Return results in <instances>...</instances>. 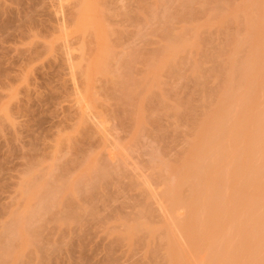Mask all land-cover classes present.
Returning <instances> with one entry per match:
<instances>
[{"label": "rangeland", "instance_id": "1", "mask_svg": "<svg viewBox=\"0 0 264 264\" xmlns=\"http://www.w3.org/2000/svg\"><path fill=\"white\" fill-rule=\"evenodd\" d=\"M252 4H255L253 8ZM85 7L86 11L87 8L94 11L92 15L96 16L92 17L96 22L92 19L79 22L80 11ZM96 24L99 30L94 29ZM263 47L264 0H0V264H223L225 260L221 263V258L226 259L228 255L226 261H229L236 251L235 257L239 254L237 258L241 256L249 262L247 255H250L252 264L264 262V241L261 247V243H256V240L260 242V236L254 241L257 245H247L248 241L242 238L251 233L242 234L240 238L242 231H237L248 226L240 222L244 219L242 222L248 223L246 217H251V212H246L249 205L245 204L248 190L245 187L256 180L249 181L256 175V191L250 188L251 184L247 186L252 194L250 192L251 198L248 196L246 203L263 205L261 210L258 205V209L251 210L256 213V220L264 217V197L260 196L264 193V148L259 146L263 148L258 149L260 153H253L257 148L250 147L251 151L240 146L250 142H246L251 137L250 126L255 129V125L257 129L264 119ZM251 57L257 71H262L257 73L255 68L256 75L251 72L257 77L255 82L250 75L245 78ZM232 60L236 65L246 64L242 63L234 76L230 71L235 72L239 66L233 68L236 65ZM241 70H245L243 74ZM236 76L243 85L238 84ZM231 78L237 82L233 87L239 85L238 90L234 88L236 92L234 89L232 92L233 87L228 84ZM227 85L232 95H238L236 99L246 93L243 91L246 87H254L250 89H255L254 94L245 89L251 96L247 103L249 108L240 103L241 99L236 102L234 96L229 98L228 95L225 99L224 95L229 93ZM225 102H229V109ZM217 112L221 113L220 117ZM216 123L223 124L218 129L225 132L218 141L226 139L224 144L229 143L224 146L228 145L227 149L234 146L232 150H236L230 154L229 149L228 159L221 155L222 163L216 160L218 153L214 157L213 150L204 152L212 146L204 143H209L206 138L209 132L213 135ZM261 126L259 124L258 129ZM234 127L237 128L235 133ZM239 129L244 133L240 134ZM203 130L207 132L203 136L206 142L200 137ZM230 130L233 137L225 138ZM216 136L219 137H213ZM218 141L215 143H220ZM200 144L209 147L203 149ZM239 148L245 156L238 154ZM251 154L258 156L257 159ZM199 155H202L203 165ZM195 163L209 170V174L204 170L202 173L208 175V181L209 177H212L210 181L226 179L228 170L233 174L240 165L237 174L235 172L238 176L233 174L237 179L230 174L232 179H224L226 183L221 185L225 186L219 187L223 196L226 195L220 207L231 206L224 208L230 210L229 217L227 212L224 217L217 213L221 209L218 205L213 207L218 198H213L215 202L212 198L208 201L213 206L208 203L211 211L205 212L217 213V219L211 216V222L207 223L209 231L204 227L206 239L201 237V248L193 242L202 236L201 231L192 229L194 223L190 219L202 217L203 210L199 208L202 204L209 208L207 203L198 202L199 206L190 203L195 211H202L197 213L189 206L190 198L196 196L195 192L191 194V189L197 185L192 182L193 178L205 180L198 171L193 174L199 169ZM215 164L218 167L222 164L221 170L225 167V176L222 172L217 174ZM187 165H194L195 169L187 170ZM250 169L255 173L249 172ZM247 172L256 175L250 178ZM247 176L250 179L246 183ZM188 180L191 184H187ZM192 183L194 186H190ZM232 183H236L234 191ZM199 186V191H203ZM237 189L245 195L241 197L242 192ZM257 189H261L259 193L263 191L259 194L261 201L257 193L253 194L252 190L258 192ZM225 190L228 195L224 194ZM232 193L234 198L230 197ZM189 213L197 215L190 218ZM226 218L231 219H228L230 224L224 221ZM223 221L226 224H222ZM251 224L249 221V229ZM228 226H233L237 232L233 233ZM213 228L217 235L210 233ZM233 240L244 243L243 247ZM221 241L225 245L221 251L226 249L224 255L220 251L222 257L215 255L220 259L217 260L211 254L212 246L220 250Z\"/></svg>", "mask_w": 264, "mask_h": 264}, {"label": "bare ground", "instance_id": "2", "mask_svg": "<svg viewBox=\"0 0 264 264\" xmlns=\"http://www.w3.org/2000/svg\"><path fill=\"white\" fill-rule=\"evenodd\" d=\"M255 1H256V0H255ZM82 3H83V2H82ZM257 4H258V2H257ZM253 5H255V4H252V8H253ZM85 6H86V5H85ZM83 7H84V6H83ZM86 7H87V6H86ZM86 7H85L84 10L82 9V10L80 11L81 14H82V18L79 19V20H80V21H79L80 23H82L81 20H82V21H87V20H88V22L91 21V19L94 20V18L92 17L93 15H95V13L92 15V12H94V11H93V10L91 11V9H89V8H87V11H86ZM91 8H92V7H91ZM94 8H95V7H94ZM256 8H257V6H256ZM88 9H89L91 12H89ZM249 9H250V8H249ZM254 10H255V9H254ZM259 10H260V9H259ZM82 11H83V12H82ZM246 11H248V10H246ZM249 11H250V10H249ZM251 12H252V10H251ZM253 12H254V11H253ZM96 13H98V12H96ZM257 15H258V14H257ZM262 15H263V14H262ZM95 16H96V15H95ZM95 16H94V17H95ZM91 17H92V18H91ZM95 19H96V18H95ZM251 19H252V17H251ZM249 20H250V19H249ZM260 20H261V19H260ZM88 22H87V23H88ZM93 22H96V21L94 20ZM248 22H249V21H248ZM97 24H98V23H97ZM97 24H96V25H97ZM100 24H101V23H99V26H100ZM246 24H248V23H246ZM254 24H256V23H254ZM254 24H253V25H254ZM94 25H95V24H94ZM94 25H92V26H94ZM98 28H99V27H98V25H97L96 28H94V29H95V30H99ZM100 28H101V27H100ZM102 28H103V27H102ZM248 28H249V27H248ZM250 28H251V27H250ZM250 30H251V29H250ZM253 30H255V28H254ZM248 31H249V29H248ZM96 32H97V31H96ZM100 32H101V31H100ZM246 32H247V31H246ZM250 32H251V31H250ZM102 33H103V29H102V32H101L100 34H102ZM97 34H98V33H97ZM249 35H250V34H249ZM252 35H253V34H252ZM180 38H181V37H180ZM249 41H251L250 38H249ZM246 42H247V41H246ZM253 45H254V44H253ZM242 48H243V47H242ZM263 48H264V47H263ZM106 51H107V50H106ZM240 52H241V51H240ZM254 53H255V52H254ZM107 54H109V52H108ZM263 54H264V53H263ZM104 55H105V54H104ZM257 55H259V54H257ZM239 56H240V55H239ZM254 56H255V55H254ZM261 56H262V54H261ZM102 57H103V56H102ZM106 57H107V56H106ZM106 57H105V58H106ZM240 57H241V56H240ZM103 58H104V57H103ZM255 58H256V57H255ZM261 58H262V57H261ZM101 59H102V58H101ZM166 59H167V58H166ZM246 59H247V58H246ZM98 60H99V58H98ZM163 60H164V59H163ZM163 60H162V61H163ZM236 60H237V59H236ZM247 60H248V59H247ZM250 60H252V62L248 64L247 62H250ZM253 60H254L253 57H251V59L249 58V60L246 62V63H247V67L245 68L246 71H245V70H244V71H245V74H246V75H245V78H248V76L250 75L249 77H251V80H252V78L254 77V82H255V80H256L257 77L255 78V75H256V74H255V70H254V69L256 68V71H257L258 69H257V67L254 65V64H255V60H254V61H253ZM257 60H259V59H257ZM96 61H97V60H96ZM100 61H102V60H100ZM244 61H245V60H244ZM158 62H159V61H158ZM163 62H164V61H163ZM240 62H241V61H240ZM97 63H98V62H97ZM101 63H102V62H101ZM161 63H162V62H161ZM232 63L234 64L235 62H233V60H232ZM232 63H231V64H232ZM242 63H243V62H242ZM242 63H241V64H242ZM257 63H258V61H257ZM233 64H232V66L236 65V64H234V65H233ZM238 64H239V63H238ZM238 64H237L235 67H233V68H236L237 66H239V67H237L238 70H237V69H236V70L234 69L235 72H234L233 70L230 71V73L232 72L231 76H234V75H235L234 73H236V71L239 72V71H240L239 68H240L243 64H244L243 66L246 65L245 63H243L242 65H241V64L238 65ZM250 64H251V66L254 65V67L252 66V69H253V70L250 69V68H251V66L249 67ZM261 64H264V61H263V63H261ZM156 65H157V64H156ZM256 65H257V64H256ZM258 65H259V64H258ZM100 66H101V65H100ZM158 66H160V64H158ZM162 66H163V64H162ZM262 67H263V66H262ZM99 68H100V67H99ZM104 68H105V66H104ZM104 68H103V69H104ZM233 68L230 67V69H233ZM242 68H244V67H242ZM242 68H241V69H242ZM260 68H261V67H260ZM158 69H160V67H159ZM247 69H248V70H247ZM101 70H102V69H101ZM153 70H154V68H153ZM251 70H252V71H251ZM260 70H261V69H260ZM262 70H263V68H262ZM103 71L105 72V69H104ZM244 71H243V72H244ZM253 71H254V72H253ZM238 72H237V73H238ZM241 72H242V70H241ZM243 72H242L241 74H243ZM251 72H252L253 74H255V75L253 76V74H252ZM258 72L261 73L262 71H257V73H258ZM154 73L156 74V72H154ZM248 73H249V74H248ZM155 74H154V75H155ZM233 74H234V75H233ZM239 74H240V73H239ZM239 74H237V75H239ZM157 75H158V74H157ZM229 75H230V74H229ZM260 75H261V74H260ZM260 75H259V76H260ZM155 76H156V75H155ZM158 76H159V75H158ZM158 76H157V77H158ZM231 76H230V77H231ZM257 76H258V74H257ZM153 78H154V77H153ZM232 78H233V77H232ZM232 78H231V82H232V83L230 82V80H229V82H228V84L230 83V84H229L230 88H231L232 85L234 86V84L237 83L238 80H239V79H238V76H236V78H237V82L234 83V82H233L234 79H233V81H232ZM242 78H244V76H243ZM258 78H259V77H258ZM156 79H157V78H156ZM243 80H244V82H245L246 79H243ZM249 80H250V78H249ZM235 81H236V80H235ZM244 82H243V83H244ZM239 83H240L241 85H243V84L241 83V81L238 82V84H239ZM250 83H251V82H250ZM238 84H236L237 87H239ZM248 84H249V83H248ZM134 85H135V84H134ZM241 85H240V86H241ZM245 85L248 86L247 83H246ZM252 85H253V86H256V85H254V83H252ZM252 85H249L250 89H253V88H254V87L251 88ZM132 86H133V85H132ZM229 86L227 85V90H229V93H230ZM233 86H232V87H233ZM246 86H245V87H246ZM143 87H144V85H143ZM225 87H226V86H225ZM237 87H233V88H232V92H234L233 89H234V88L237 89ZM130 88H132V87L130 86ZM130 88H129V89H130ZM127 89H128V88H127ZM235 89H234V90H235ZM239 89H240V88H239ZM245 89H248V88L246 87ZM245 89H244L243 91H245L246 93H247V91L250 90V89H248V90L246 91ZM227 90H226V91H227ZM237 90H238V89H237ZM254 90H255V89H254ZM254 90H250V92H248V93H249V94H250V93L252 94V93L254 92ZM142 91H143V90H142ZM226 91L224 90V92H226ZM132 92H133V91H132ZM227 92H228V91H227ZM235 92H236V90H235ZM229 93H226L227 95H226V94L224 95V96H225V99L228 98V97H227L228 95H230L229 98H231V96H234V98H235L236 96H238V95H232V93H230V94H229ZM241 93H242V92H241ZM241 93H240V94H241ZM246 93H244L243 95H241V98H240V99H241V102H240V101H239V102H240L241 104H242V102H243V103L246 104V106H247V105H248L247 103L250 102V98H251V96H250L249 94H246ZM125 94H126V93H125ZM223 94H224V93H223ZM236 94H237V93H236ZM238 94H239V92H238ZM253 94H254V93H253ZM129 95H130V94H129ZM133 95H134V94H133ZM244 95H246V96L249 95L250 97H245ZM145 96H146V95H145ZM252 96H253V95H252ZM127 97H128V96H127ZM132 97H133V96H132ZM244 97H245V99H244ZM133 98H134V97H133ZM223 98H224V97H223ZM234 98H232L231 100L235 101ZM237 98H238V97H237ZM242 98H243V99H242ZM124 99H125V98H124ZM221 99H222V98H221ZM225 99H223V100L226 101L227 99H226V100H225ZM235 99H236V98H235ZM240 99H236V102H238V100H240ZM246 99H248V101H246ZM132 100H133V99H132ZM140 100H141V99H140ZM231 100H229V101H231ZM242 100H245V102L242 101ZM252 100H253V99H252ZM138 101H139V100H138ZM224 101H223V102H224ZM127 102H128V101H127ZM135 102H136V101H135ZM226 103H228V105H226L227 108H228V107H229V102H225V104H226ZM249 104H250V103H249ZM218 105H219V104H218ZM220 105H222V104H220ZM220 105H219V106H220ZM242 105H243V104H242ZM246 106H245V107H246ZM245 107H244V109H245ZM247 107H248V106H247ZM227 108H225V109L228 110L229 108H228V109H227ZM248 108H249V107H248ZM221 109H222V108H221ZM246 109H247V108H246ZM222 111H223V110H222ZM242 111H243V110H242ZM244 111H245V110H244ZM138 113H139V112H138ZM217 113H218V115H219V114L221 115L220 112H217ZM240 113H241V112H240ZM245 113H246V112H245ZM245 113H244V114H245ZM140 114H141V113H140ZM242 114H243V112H242ZM247 114H248V113H247ZM216 115H217V114H216ZM220 115H219V117H220ZM224 115H225V114H224ZM240 115H241V114H240ZM263 115H264V114H263ZM212 116H213V115H212ZM214 116H215V115H214ZM225 116H226V115H225ZM225 116H223V118H220V121H221L222 123L224 122V121H222V119L224 120V117H225ZM242 116H243V118H245V117H244L245 115H242ZM246 117H247V116H246ZM248 117H249V116H248ZM260 117H261V116H260ZM262 117H263V116H262ZM262 117L259 118V119H262ZM216 118H218V117H216ZM243 118L241 117V119H243ZM250 118H251V117H250ZM208 119H209V118H208ZM214 119H215V118H214ZM212 120H213V118H212ZM239 120H240V119H239ZM239 120H238V121H239ZM246 120H248V119H246ZM250 120H251V119H250ZM262 120H263L262 122H264V119H262ZM142 121H143V120H142ZM213 121H214V120H213ZM217 121H218V119H216V122H217ZM241 121H242V120H241ZM221 122H219V123H221ZM242 122H243V121H242ZM262 122L259 123L260 126L262 125L259 129H258L259 124H258V127H257V129L259 130L258 132L256 131L257 129H256V126H255V125L253 126V127H255V129H254V128L251 129V126H250V131H249V132H250L251 137H250V139H247V140H246V142H247L248 140H250V142L248 141V144L246 143V144H247L246 146H244L245 144L242 142L243 145H240L241 147L243 146V147H245V149H248V148H249L250 150H251L252 148H253V149H254V148H257L255 151L252 149V150H253V153L259 152V151H261V150L264 148V125H263L264 123H262ZM205 123L207 124L208 122H205ZM209 123H210V122H209ZM212 123H213V122H212ZM250 123L253 124V121L250 122ZM250 123H248V124H250ZM210 124H211V123H210ZM217 124H218V123L215 124V127H216V128H214V130H215L216 132L213 130V131H214V132H213V135L211 134V132L208 131L209 133H208V136H207V138H206V140L208 139V142H209L208 144H207V142L204 140V137L206 136L205 134H207V132H206V130L208 129V128L206 129L207 125L205 126V129H206V130H203V132H204V131H205V132H204L203 134H201L200 137H201V139H202V137L205 135V136L203 137V140H204L206 143H204V144H206V145H209V144L212 145L211 148H208L209 146H207V148H208L209 151L204 150V152H209V153H211L212 150H213L215 154H212V156H214V157H216V156H217L216 153H218V158H216V160H217V161L219 160V162L222 163L223 160L227 157L226 154L230 152L229 149H230L231 147L227 149L226 147H227L228 145H227L226 147L224 146V145H226L227 143H229V142L227 141V143L224 144L223 141H225L226 139H225V140H220V141H218V138L223 139V138H222V135H224L225 132L222 130V132H224V133L222 134V132L219 131V129L223 126V124H222V125H221V124H218L219 126H216ZM245 124H246V123H245ZM248 124H247V125H248ZM251 124H250V125H251ZM256 124H257V122H256ZM199 125H200V124H199ZM220 125H221V127H220ZM231 125H232V124H231ZM212 126H213V125H212ZM236 126H238V124H237ZM236 126H235V127H236ZM240 126H241V125H240ZM244 126H245V125H244V123H243V128H244ZM210 127H211V126L209 125V128H210ZM235 127L233 128V132H234V129H235V130L237 129V128H235ZM199 128H200V127H199ZM211 128L213 129V127H211ZM218 128H219V129H218ZM228 128H229V127H228ZM247 128H248V127H247ZM217 129H218V131H217ZM224 130H226V129H224ZM228 130H229V129H228ZM231 130H232V129H231ZM231 130L229 131V133H228V132L226 133L227 135H226L225 138H228V137L230 136V134H232ZM253 130H254V132H253ZM210 131H211V130H210ZM238 131L241 132L240 134H243V133H244V132L242 133L243 130L240 131V129H239ZM244 131H245V128H244ZM218 132H219L220 134H219ZM239 132H237L236 134H238ZM256 132H257V133H256ZM216 133H217V134H216ZM234 133H235V132H234ZM234 133H233V134H234ZM255 133H256V136H253V134L255 135ZM211 135H212V137H211ZM214 135H218L219 137L216 136V137H217V139H216V137H215V138L213 137ZM234 135H235V134H234ZM244 135H245V134H244ZM246 135H248V134H246ZM246 135H245V136H246ZM250 135H249V136H250ZM240 136H241V135H240ZM245 136H243V137H245ZM249 136H248V138H249ZM223 137H224V136H223ZM230 137H233V136H230ZM234 137H236V136H234ZM237 137H239V136H237ZM246 138H247V137H246ZM229 139H230V138H229ZM238 139H239V138H238ZM238 139H236V140H238ZM244 139H245V138H244ZM244 139H242V140L244 141ZM216 140H217L218 142H220V143H218V144H220V146H219L218 144H216V143H217ZM242 140H241V141H242ZM201 142H202V141H201ZM215 142H216V143H215ZM222 142H223V144H222ZM230 142H232V139L230 140ZM213 143H214V144H213ZM238 143H239V142H238ZM202 144H203V143H202ZM235 144H236V143H235ZM239 144H240V143H239ZM200 145H201V144H200ZM222 145H223L224 147L221 148ZM201 146H203V147H202L203 149H207V148L204 147V145H201ZM230 146H232V145H230ZM259 146H262L263 148L261 147V149H259ZM212 147H213V148H212ZM215 147H216V148H215ZM233 147H234V146H233ZM233 147H232V148H233ZM250 147H252V148H250ZM202 148H201V149H202ZM214 148H215V150H214ZM224 148H225V149H224ZM232 148H231V150H232ZM236 148H237V147H236ZM210 149H211V152H210ZM242 149H244V148H242ZM258 149H259V151H258ZM226 150H227V151L229 150V151L227 152ZM233 150H234V149H233ZM233 150H232V151H233ZM238 150H240V148H239ZM238 150H237V151H238ZM252 150H251V151H252ZM232 151L230 152V154H231V153H234L236 150L233 151V152H232ZM248 151H249V150H248ZM240 152L242 153V151L240 150V151L238 152V154H239ZM263 152H264V149H263ZM197 153H198V152H197ZM197 153H196V154H197ZM202 153H203V151H202ZM202 153H201V154H202ZM219 153H220V154H219ZM224 153H225V154H224ZM241 153H240V155H241ZM244 153H245V152H244ZM244 153H242V154H244ZM250 153H251V152H250ZM259 153H260V152H259ZM204 154H206V153H204ZM204 154H203V155H204ZM223 154H224V155H223ZM230 154H229V155H230ZM206 155H207V154H206ZM210 155H211V154H209V156H210ZM219 155H220V156H219ZM221 155L224 157V159H222L223 157H222ZM229 155H228V157H230ZM233 155H234V154H233ZM248 155H249V152H248ZM251 155H252L253 157L255 156V155H253V154H251ZM251 155H250V157H251ZM258 155H259V154H258ZM261 155H262V154H261ZM261 155H260V156H261ZM199 156H200V155H199ZM238 156H239V155H238ZM244 156H245V154H244ZM190 157H191V156H190ZM231 157H232V156H231ZM231 157H230V158H231ZM233 157H235V156H233ZM236 157H237V156H236ZM242 157H243V156H242ZM242 157H241V159H242ZM255 157H256V156H255ZM257 157H258V156H257ZM257 157H256V159H257ZM263 157H264V156H263ZM263 157H261V158H263ZM195 158H196V157H195ZM203 158H204V157H203ZM206 158H207V157H206ZM251 158H252V157H251ZM201 159H202V155L200 156V161H201V164H202V160H203V159H202V160H201ZM204 159H205V158H204ZM209 159H210V158H209ZM220 159H221L222 162L220 161ZM226 159H228V158H226ZM235 159H236V158H235ZM235 159H234V160H235ZM237 159H238V158H237ZM239 159H240V157H239ZM239 159H238V161L241 160V159H240V160H239ZM253 159H254V158H253ZM253 159H252V160H253ZM198 160H199V159H198ZM211 160H212V159H211ZM249 160H250V159H249ZM249 160H248V161H249ZM200 161H199V162H200ZM217 161H216V162H217ZM228 161H229V160H228ZM246 161H247V159L245 160V162H246ZM255 161H256V160H255ZM216 162H215V163H216ZM232 162H233V161H232ZM232 162H231V163H232ZM253 162H254V160H253ZM207 163H208V162H207ZM233 163H234V162H233ZM235 163H236V161H235ZM237 163L239 164L240 162H237ZM243 163H244V162H243ZM247 163H248V162H247ZM247 163H246V164H247ZM250 163H252V162H250ZM255 163H256V162H255ZM197 164H198V165H196V163H195V165L197 166V168H199L198 166H202V165H203V164L201 165V164H199V163H197ZM208 164H209V163H208ZM223 164H224V163H223ZM238 164H237V165H238ZM241 164H242V163H241ZM246 164H245V165H246ZM188 165L190 166V164H188ZM188 165H187V170H189V169L194 170V169H195V167H194V169L192 168L194 165L191 166V167H188ZM212 165H213V164H212ZM212 165H211V166H212ZM215 165H216V164H215ZM230 165H231V164H230ZM230 165H229V166H230ZM232 165H233V164H232ZM247 165H248V164H247ZM249 165H250V164H249ZM251 165H253V164H251ZM216 166H217V165H216ZM220 166H222V164H220L219 167L217 166V167H218V170L220 169ZM217 167H215V169H216ZM222 167H223V166H222ZM236 167H237V169L239 170L240 165H239V166H236ZM242 167H244V168H243L244 170H242V171L244 172V171H245V166H242ZM246 167H247V166H246ZM204 168H205V169H204ZM204 168H203V167L199 168V169H201V171H200L199 169H198V170L196 169V170H195V173H193V174H196V172L198 171V172H197L198 174L203 175V176H200V175H199L200 177H203V178L205 179L204 182L202 181L203 184H202V182H201L200 180H197V178L195 179V177L193 178V181H192V179L190 178V180H191L193 183L195 182V184H197V185L194 186L193 183H192V185H190V186H194V187H195V188L193 187V188L195 189V191H194V190L192 191L193 188L191 187V188H192V189H191V194H192V192H193V193L195 192V193H194V196H195V195H196V196L193 197V198H190L192 201H190V202L188 201V202H189V204H190V203H193L195 206H199V205H201L202 203H207L206 206H207V207H208V206L210 207V205H212V204L209 203L208 201H210L211 198H212V200H213V198L216 197L215 200L218 198V200H216V201H217V203H218V201H219V204L215 203L216 206H213V205H212V206H213V207H217V205H218V207L221 208V207H223L222 202H223V199H224V197H225L226 195L223 196V194H222L223 192L221 193V191H219V190H221V189H219V187H221L222 185H224V184L221 185V183L224 182V179H225V178H222V177H221L222 179H221V178H218V179H220V180H218V179L216 178L218 181H216V180H215V181H214V180H213V181H210V180H212V177H209L210 180L208 181V178H207V180H206V176L208 177V175H207L206 173H205V175L202 174V173H203V170H204V172L207 171V173L209 174V172H208L209 170H206V166H204ZM208 168H210V165H209ZM249 168H250V166H249ZM211 169H212V168H210V170H211ZM224 169H225V167H224ZM224 169H223V170L220 169L221 171H218V170H217V174L220 175L221 172L224 174V173H225V172H224ZM228 169H229V167L226 168V170H228ZM230 169H231V167H230ZM237 169H236V171H235L236 174H237V172H238ZM241 169H242V168H241ZM251 169H252V168H251ZM251 169H250L249 172L253 171V170H251ZM257 169H258V168H257ZM183 170H184V169H183ZM192 170H191V171H192ZM246 170H247V168H246ZM254 170H255V169H254ZM181 171H182V167H181ZM181 171H180V172H181ZM213 171H216V170H213ZM213 171H212V173H213ZM228 171L230 172V170H228ZM257 171H258V170H257ZM187 172H188V171H187ZM200 172H201V173H200ZM218 172H219V173H218ZM229 172H227V176H225L226 173L223 175V176L226 177L225 181H227L228 178H230L231 176L233 177V179H235V176H238V175H235V172H233V174H234L235 176H233V174L230 173L231 176L229 177V175H230ZM249 172H247V173L250 174ZM253 172H254V171H253ZM253 172H252V175H251V174L249 175L250 178H251V176H252V177H255L256 174H254L255 172H254V173H253ZM222 173H221V174H222ZM240 173H241V172H240ZM244 173H245V172H244ZM257 173H258V172H257ZM260 173H261V172H260ZM190 174H191V172H190ZM193 174H191V176H192ZM217 174H216V175H217ZM176 175H178V173H176ZM186 175H187V173H186ZM212 175H213V174H212ZM216 175H215V177H216ZM219 175H217V176L219 177ZM239 175H242V174H239ZM243 175H244V174H243ZM243 175H242V176H243ZM245 175H246V173H245ZM245 175H244V176H245ZM199 176H197V177H199ZM204 176H205V177H204ZM249 176H247L246 179H245L246 183L248 182V179H250ZM232 177H231V179H232ZM256 177H258V175H256ZM256 177L253 178V179L251 178L249 181H253L254 179L257 180L258 178H256ZM203 178H202V179H203ZM239 178H242V177H239ZM184 179H185V178H184ZM194 179L197 180V182L194 181ZM198 179H199V178H198ZM202 179H201V180H202ZM236 179H237V178H236ZM236 179H235V180H236ZM243 179H244V177H243ZM190 180H188L189 183H187L188 181H187L186 183H187V184H191V183H190ZM256 180H254L253 182H250L251 186H250L249 183H247V184L250 186L251 189H255V187L257 186V185H255V184H256ZM241 181H242V179H241ZM198 182H199V184H198ZM232 182H233V181H232ZM237 182H238V181H237ZM184 183H185V181H184ZM184 183H183V184H184ZM186 183H185V184H186ZM224 183H226V182H224ZM228 183H229V182H228ZM239 183L242 184L243 182H239ZM246 183H245V185H246ZM253 183H254V184H253ZM183 184H182V185H183ZM232 184H233V183H232ZM237 184H238V183H237ZM252 184H253L254 186H253ZM258 184H259V183H258ZM199 185H201V190L203 189V191H205V192H204V195H205V196L203 195V191H201V192L199 191V188H200ZM203 185H205L204 187H205V189L207 190V193H206V190L203 188ZM220 185H221V186H220ZM226 185H227V184H226ZM228 185H229V184H228ZM235 185H236V183H235ZM235 185L233 184V187H234ZM248 185H246V187H245L246 190H247V189H248V190L250 189V188H247ZM174 186H175V185H174ZM176 186H177V185H176ZM190 186H189V187H190ZM196 186H197V188H198V186H199V188L197 189ZM224 186H225V185H224ZM240 186H241V188H242V189L240 188V190L243 191V187H242V185H240ZM240 186H239V187H240ZM261 186H263V184H262ZM261 186H259V188H260ZM189 187H187V188H189ZM231 187H232V186H231ZM235 187H236V186H235ZM235 187H234L233 189H231V190L234 191ZM237 187H238V186H237ZM252 187H254V188H252ZM177 188H178V187H177ZM181 188H182V187H181ZM184 188H186V187H184ZM184 188H183V189H184ZM224 188H225V187H223L222 190H223ZM228 188H230V187H228ZM261 188H262V187H261ZM171 189H172V188H171ZM189 189H190V188H189ZM225 189H226V188H225ZM177 190H178V189H177ZM197 190H198V192H197ZM240 190L237 189V191L242 192V191H240ZM246 190H244V192H245ZM248 190L246 191V192H247V193H246V194H247L246 196H247V197H248V196L250 197L251 194H252V192H251V190H249V193H248ZM258 190L260 191L261 189H257V191H258ZM263 190H264V188H263ZM223 191H224V190H223ZM225 191H226V190H225ZM227 191H228V189H227ZM227 191L224 192V194H225V193L227 194ZM235 191H236V190H235ZM252 191L254 192L253 194H254L255 196H256L255 193H257V196L259 197V201H261V200H262V197H264V193H263V191H261L260 193H259V191H258V192H255L256 189H255V191H254V190H252ZM189 192H190V191H189ZM250 192H251V194H250ZM63 193H64V191H63ZM65 193H66V192H65ZM200 193H201V194H200ZM230 193H231V192H230ZM236 193L238 194V192H236ZM236 193H235V194H236ZM261 193H263V195H262ZM197 194H198V195H197ZM199 194H200V196H199ZM239 194H240V193H239ZM239 194H238V195H239ZM243 194H244V193L242 192L241 197H243ZM249 194H250V195H249ZM259 194H261L260 196H262V197H260ZM227 195H228V194H227ZM244 195H245V194H244ZM192 196H193V194H192ZM234 196H236V195H234ZM200 197H201V199H200ZM202 197H204L203 200H202ZM222 197H223V199H222ZM228 197H229V196H228ZM228 197L225 198V199H227V201H228V199H229ZM230 197H233V193H232V196H230ZM237 197H238V196H237ZM241 197H240V198H241ZM247 197L245 198V196H244V199H246V202H247V200H249ZM176 198H177V197H176ZM194 198L196 199V201L194 200ZM233 198H234V197H233ZM250 198H251V197H250ZM252 198H253V197H252ZM260 198H261V199H260ZM181 199H182V198H181ZM186 199H187V198H186ZM221 199H222V200H221ZM235 199H236V198H235ZM238 199H239V198H238ZM241 199H242V198H241ZM244 199H243V200H244ZM255 199H256V198H255ZM183 200H184V199H183ZM193 200H194L196 203L199 202V203H201V204L198 203V204L196 205V203H194ZM212 200H211V201H212ZM231 200H232V199H231ZM253 200H254V199H253ZM263 200H264V199H263ZM229 201H230V200H229ZM234 201H235V200H234ZM239 201H240V200H239ZM255 201H258V200L256 199ZM259 201H258V202H259ZM177 202H178V201H177ZM186 202H187V201H185V203H186ZM213 202H215V201L213 200ZM235 202H236V201H235ZM246 202H245V204H248V205L250 206V207L248 206V210H246V212H249V213L251 212V214H252V215L249 214V217L251 216V217H250L251 220H250L248 217H246V219H248V220L250 221V223H252V224L250 225V226H251L250 229L253 230V228H254L253 226H254V225H258V224H259V225H258V226H255L256 228H254V230H253V232H252V231L248 228V227H249V221L246 220V222L248 221V223H243L242 221H243L244 219H243V220L241 219L242 221H240V222L242 223V226H243V224H244V225H245V224H248V226H243L240 230H237L238 233H240V231H242L241 235L239 234L238 236H240V238H241V236L243 237L242 234H246V233L250 232L251 235H250L249 233H248V235L246 234L248 237H246V235H244L245 237L242 238L243 241H244V239H245V241H248V242H247V245H253V243H254V244L258 243V244H259V243H261L262 241H264V237H263V236H264V226H263L264 217H263V220H262V218L256 220V219H257V218L255 219V216H256L255 214H256V213L254 214V212H252L251 209H255V210H256V209L260 208L259 210H261V209H262V206H263V205L261 206V204H262L264 201H263L262 203L260 202V203H261V204H260L261 207H259V205L256 204V202H255V203H254V202H252V203H251V202L246 203ZM178 203H179V202H178ZM178 203H177V204H178ZM183 203H184V201H183ZM208 203H209L210 205H209ZM220 203L222 204V206H221ZM223 203H224V202H223ZM227 203H228V202H226V204H227ZM236 204H237V202H236ZM245 204L243 203L244 206H245ZM252 204H254V205L256 204V206H254V205H252ZM186 205H187V204H186ZM230 205H231V202H230ZM251 205H252V206H251ZM257 205H258V208H256ZM189 206H190V208H191L192 210L195 209V208L193 209V205L191 206V204H190ZM189 206H186V207H189ZM220 206H221V207H220ZM228 206H229V205H228ZM228 206L226 205V206H224V208H225V207L228 208ZM233 206H234V205H233ZM238 206H239V205H238ZM244 206H243V208H244ZM203 207L206 208L205 205L203 206V204H202V206H199V208H202V210H203V212H202V211H201V212H202L203 214H205V215H208V212H205V211L210 210V208L208 207L209 209H207V208H206V209H203ZM230 207H231V206H229V209H230ZM241 207H242V206H241ZM241 207H240V209H242ZM211 208H212V207H211ZM224 208H221V209H220L221 212H220L219 210H218V212H217V211H216V212H217V213H220V214L222 213V216H223V217H224L225 213L227 212V213H228L227 215H228V217H229V211H230V210L225 211ZM191 209H190L189 211H191ZM212 209H213V208H212ZM217 209H218V208H217ZM197 210H198V209H196V211L194 210V212H197V213L200 212V211H197ZM200 210H201V209H200ZM249 210H250V211H249ZM259 210H257V211H259ZM210 211H211V210H210ZM231 211H232V209H231ZM236 211H237V210H236ZM236 211H235V212H236ZM253 211H254V210H253ZM262 211H263L262 213H264V207H263V210H262ZM192 212H193V211H191V213H192ZM201 212H200V213H201ZM204 212H205V213H204ZM239 212H240V211H238V214H239ZM243 212H244V211H243ZM255 212H256V211H255ZM197 213L194 214V215H197ZM202 213H201V216H202V217H200L199 219H198V216L196 217V220L193 219L194 221H193V220L191 221V219H190V222H191L192 224L194 223V225H193L194 228H192V229H194L195 231L198 230V232H199V230H200L201 232H199V233H201L200 235H202V236L199 237V240H195V239H194L193 242L195 243V246H196V247H198V245H199V247L201 246V243H202L201 241H203L202 238H204L203 235H204V233H205L203 230H205L206 228H208L207 231H209V229H210V228H209L210 225L207 224V223H210V222H211L210 220H212V218H213V219H214V218L217 219V216H216L217 213H215V215H210V213H209V215H210V219H208L209 215H208V216H204ZM189 214H190V213H189ZM220 214H218V215L221 216ZM230 214H232V213H230ZM233 214H234V213H233ZM238 214L236 213L235 215L237 216ZM194 215H193V214H190V216H191L190 218H192V216L194 217ZM227 215H226V216H227ZM257 215H260V214H257ZM261 215H262V214H261ZM261 215H260V216H261ZM211 216H212V218H211ZM214 216H216V217H214ZM219 216H218V218H219ZM222 216H221L220 218H222ZM230 216H231V215H230ZM236 216L233 215L232 219H233L234 217L236 218ZM247 216H248V214H247ZM262 216H264V215H262ZM262 216H261V217H262ZM203 217H204V218H203ZM238 217H239V216H238ZM194 218H195V217H194ZM201 218H202V219H201ZM235 218H234V219H235ZM240 218H242V217H239V219H240ZM252 218H254V220H253ZM258 218H259V216H258ZM197 219H198L199 221H197ZM228 219H229V218H226V219H224V221L226 220V221H228V223H229V222H230L229 220H231V219H229V220H228ZM205 220H206V221H205ZM208 220H209V222H208ZM222 220H223V218H222ZM222 220H220L219 223H221ZM255 220L257 221L256 223H254ZM195 221H197V222H195ZM217 221H218V220H217ZM224 221L222 222V224L224 223ZM244 221H245V220H244ZM251 221H252V222H251ZM259 221H261V222L259 223ZM188 222H189V221H188ZM231 222H232V221H231ZM234 222L236 223L235 220H234ZM237 222H238V220H237ZM14 223H15V222H14ZM195 223H196V224H195ZM228 223H227V224H228ZM253 223H254V225H253ZM186 224H189V223H186ZM205 224H206V225H205ZM217 224H218V223H217ZM222 224H221V225H222ZM224 224H226V223H224ZM229 224H230V223H229ZM233 224H234V223H233ZM189 225H190V224H189ZM218 225H219V224H218ZM238 225H240V224L238 223ZM238 225H237V226H238ZM260 225H262V228L260 227ZM190 226H192V225H190ZM193 226H192V227H193ZM195 226H196V229H195ZM206 226H207V227H206ZM223 226H224V225H223ZM223 226H222V227H223ZM201 227H202V228H201ZM204 227H206V228L204 229ZM214 227L216 228V226H214ZM218 227H220V225H219ZM222 227H221V228H222ZM225 227H226V226L223 227V228H224V230H222L223 232L226 231V230H225ZM232 227H233V226H231V227L228 226V228H232ZM234 227H236V225H234ZM240 227H241V226H240ZM245 227H246L247 229H246ZM252 227H253V228H252ZM199 228H200V229H199ZM243 228H244V229H243ZM183 229H184V228H183ZM186 229H187V227H185V230H186ZM201 229H202V230H201ZM217 229H218V228H217ZM232 229H233V228H232ZM236 229H239V227H238V228L236 227ZM255 229H256V231H255ZM260 229H261V230H260ZM262 229H263V230H262ZM230 230H231V229H230ZM233 230H234V229H233ZM245 230H246V231H245ZM247 230H248V231H247ZM19 231H20V230H19ZM216 231H217V230H216ZM216 231H215V234H214V228H213V232H210V233H213V235H217V234H216ZM218 231H219V230H218ZM235 231H236V230H234L233 233H234ZM237 231H236V232H237ZM254 231H255V232H254ZM258 231H259V232H258ZM188 232H189V231H188ZM202 232H203V234H202ZM219 232H220V231H219ZM219 232H218V233H219ZM228 232H230V231H228ZM184 233H185V232H184ZM191 233H192V231H191ZM196 233H197V232H196ZM206 233H207V232H206ZM210 233H209V234H210ZM224 233H225V232H224ZM254 233H255V234H254ZM193 234H194V232H193ZM193 234H192V235H193ZM197 234H198V233H197ZM207 234H208V233H207ZM226 234H227V232H226ZM259 234H261V235H259ZM188 235H189V234H188ZM205 235H206V234H205ZM213 235H212V237H217V236H213ZM219 235H220V234H218V236H219ZM227 235H228V234H227ZM232 235H234V234H232ZM235 235H236V234H235ZM249 235H250V236H249ZM256 235H257V236H256ZM208 236H209V235H208ZM221 236H223L222 232H221ZM230 236H231V235H230ZM253 236H254V237H253ZM259 236H260V239H259L260 242H257V240H256V243H255V242H254L255 239H257V237L259 238ZM11 237H12V236H11ZM187 237H188V236H187ZM201 237H202V238H201ZM210 237H211V236H210ZM210 237H209V238H210ZM225 237H226V236H224V239H225ZM231 237L234 238L235 236H231ZM193 238H194V237H193ZM193 238H192V239H193ZM195 238H196V237H195ZM218 238H219V237H218ZM218 238H217V239H218ZM237 238H238V237H237ZM246 238H248V239L250 238V240H248V239H246ZM252 238H253L254 240H252ZM261 238H263V239H261ZM12 239H13V237H12ZM12 239H11V240H12ZM188 239H189V238H188ZM190 239H191V238H190ZM204 239H206V238H204ZM211 239H212V238H211ZM211 239H208V237H207V240H211ZM221 239H222V238H221ZM226 240H227V239H226ZM235 240H236V239H235ZM235 240H233V241L235 242ZM6 241H7V240H6ZM13 241H14V240H13ZM211 241H212V240H211ZM215 241H216V239H215ZM223 241H224V240H223ZM223 241H221V242H222L221 244H223V246H222V245H221V246L219 245V246H220V250H218V249L215 250V249L213 248L214 245L212 246V249H213V250L211 249V250H212V253H211V254L214 255V258H215V259L218 258V255L221 256V254H223L224 251H225V249H226V248H224V249H223V252L221 251V247H224V246H225ZM240 241H242V240H240ZM191 242H192V240H191ZM193 242H192V243H193ZM199 242H200V244H199ZM206 242L208 243L209 241H206ZM206 242H205V243H206ZM228 242H229V241H228ZM228 242H227V243H228ZM249 242H250V244H248ZM194 243H193V244H194ZM210 243H211V242H210ZM213 243H214V242H213ZM237 243H239V242H238V241L235 242L236 245H237ZM239 244H240V245H239ZM239 244H238V245L241 246L242 242L239 243ZM263 244H264V242H263ZM206 245L211 246V245H209V244H206ZM206 245H205V246H206ZM238 245H237V246H238ZM243 245H244V243L242 244V247H243ZM247 245H246V246H247ZM256 245H257V244H256ZM256 245H255V246H256ZM261 245H262V243L260 244V247H261ZM202 246H203V245H202ZM205 246H204V247H205ZM226 246H227V245H226ZM8 247H9V246H8ZM8 247H7V249H8ZM227 247L229 248V246H227ZM230 247H232L231 244H230ZM233 247H234V246H233ZM263 247H264V245H263ZM4 248H5V247H4ZM9 248H10V247H9ZM200 248H201V247H200ZM200 248H199V249H200ZM202 248H203V247H202ZM228 248H227V249H228ZM239 248H240V247H239ZM252 248H253V247H252ZM257 248H258V247H257ZM1 249H2V248H1ZM10 249H11V248H10ZM205 249H207V247H206ZM205 249H204V250H205ZM229 249H230V248H229ZM249 249H250V247H249ZM260 249H261V248H260ZM8 250H9V249H8ZM8 250H5V251H7V252H6L7 254L5 253L6 255H9ZM12 250H13V249H12ZM12 250H10V252H11ZM202 250H203V249H202ZM209 250H210V249H209ZM217 250H218V253H216ZM232 250H234V248H233ZM232 250H230V252H231ZM238 250H240V249H238ZM242 250H243V249H242ZM246 250H247V249H246ZM261 250H262V249H261ZM261 250H260V251H261ZM195 251H196V250H195ZM206 251H207V250H206ZM220 251L222 252L221 254H219ZM226 251H227V250H226ZM234 251H236V250H234ZM234 251H233V252H234ZM263 251H264V248H263ZM213 252H214V253H213ZM228 252H229V250H228ZM228 252H227V253H228ZM236 252H237V251H236ZM236 252H234V253L232 254L233 257H232V256H231V257L229 256L230 258H229L228 260H229V261L232 260V262L226 261V260H227V257H228V255H227V256H226V259L221 258L222 256L220 257V258H221V263L224 262L223 260H225V263H223V264H228V263H229V264H230V263H231V264H236V263H238V262H239V264H240L241 262H242L241 264H243V262H246V261H247V259H245L244 257H243V258H244V259H243L241 256L239 257L240 259L237 258V257L239 256V254H238L237 257H235V256H236ZM243 252H244V251H243ZM247 252H248V251H247ZM247 252H246V253H247ZM14 253H15V254H14ZM14 253H11V255H12L11 257H13V258H15L17 252H14ZM251 253L253 254L252 251H251ZM5 254H3V255H5ZM13 254H14L15 256H14ZM208 254H209V253H208ZM217 254H218V255H217ZM242 254H243V253H242ZM215 255H216L217 258L215 257ZM223 255H224V254H223ZM229 255H231V254L229 253ZM245 255H246V254H245ZM245 255H244V256H245ZM253 255H254V254H253ZM17 256H18V255H17ZM176 256H177V255H176ZM183 256H184V255H183ZM249 256H250V255H247V257L250 258V259H251L250 261L252 262V257H251V256L249 257ZM256 256H258V255H256ZM259 256H260V255H259ZM1 257H4V256H1ZM223 257H224V256H223ZM247 257H246V258H247ZM6 258H7V257H6ZM6 258H3V259H6ZM8 258H10V257L8 256ZM8 258H7V259H8ZM183 258H184V257H183ZM235 258H236V261H237L238 259H239L240 261L236 262V261L234 260ZM241 258H242L243 260H241ZM260 258H261V257H260ZM230 259H231V260H230ZM255 259H256V258H255ZM255 259H254V260H255ZM0 260H2V258H1ZM11 260L13 261V259H11ZM14 260H15V259H14ZM180 260H181V259H180ZM182 260H183V259H182ZM217 260H220V259H217ZM245 260H246V261H245ZM258 260H259V259H258ZM260 260H262V259H260ZM6 261H7V260H6ZM211 261H212V260H211ZM233 261H234V262H233ZM2 262H3V261H2ZM2 262H1V263H2ZM227 262H228V263H227ZM235 262H236V263H235ZM247 262H248V264H249V263L252 264V263L249 262V261H247ZM247 262H246V264H247ZM3 263H4V262H3ZM10 263H11V262H10ZM182 263H183V261H182ZM260 263H264V262H260ZM260 263H259V261H258V264H260ZM184 264H185V263H184Z\"/></svg>", "mask_w": 264, "mask_h": 264}]
</instances>
